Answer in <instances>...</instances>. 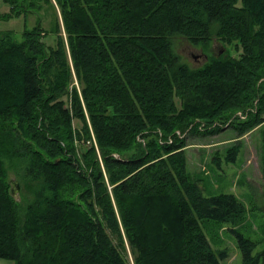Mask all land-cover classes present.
Wrapping results in <instances>:
<instances>
[{
	"label": "trees",
	"instance_id": "obj_1",
	"mask_svg": "<svg viewBox=\"0 0 264 264\" xmlns=\"http://www.w3.org/2000/svg\"><path fill=\"white\" fill-rule=\"evenodd\" d=\"M5 1L35 22L21 37L0 28V257L223 264L228 248L212 245L205 221L237 224L247 206L234 191L204 192L187 133L229 124L235 159L257 127L264 176V0ZM181 36L221 51L191 61ZM231 228L243 264H264L259 240Z\"/></svg>",
	"mask_w": 264,
	"mask_h": 264
},
{
	"label": "rangeland",
	"instance_id": "obj_2",
	"mask_svg": "<svg viewBox=\"0 0 264 264\" xmlns=\"http://www.w3.org/2000/svg\"><path fill=\"white\" fill-rule=\"evenodd\" d=\"M10 4L0 0V13L10 11L6 17L0 16V28H15V36L21 37L23 29L35 22L33 14L24 17L11 11ZM58 13L59 7L57 6ZM15 14V15H14ZM50 15H48L49 17ZM44 27H49L47 18L42 22ZM64 36L65 31L62 30ZM48 42L53 41L55 34L50 32L44 36ZM53 43V42H52ZM221 42L217 39L212 41V47L204 49L200 45H194L186 37L181 36L178 40V49L183 57L201 62L206 52H219ZM206 51V52H205ZM207 56V55H206ZM75 82L78 84L77 79ZM79 86V85H78ZM236 131L229 124L216 132H188L186 147L188 167L195 178L202 176L203 190L206 194L219 191H234L246 203L247 214L245 219L237 224L220 223L217 221H205L207 232L212 245L215 248H228V255L222 259L223 264H243L242 250L238 242L235 226L239 231L259 240L254 251L264 246V176L261 170L260 139L257 127L240 135L242 145L235 159L225 157L226 146L238 141ZM222 155V159L216 162L213 155L216 152ZM16 169V170H15ZM18 168L10 167L9 177L19 180V189L14 193L20 198L23 192L21 180L16 175ZM12 186V183H11ZM203 222V221H202ZM211 222V223H210ZM211 226V227H210ZM211 228V229H210ZM133 263L132 253L128 252ZM0 264H14L11 259L0 257Z\"/></svg>",
	"mask_w": 264,
	"mask_h": 264
},
{
	"label": "water",
	"instance_id": "obj_3",
	"mask_svg": "<svg viewBox=\"0 0 264 264\" xmlns=\"http://www.w3.org/2000/svg\"><path fill=\"white\" fill-rule=\"evenodd\" d=\"M11 183H12V186H11V192L12 193H15L18 189H19V180L16 179V178H11L10 179Z\"/></svg>",
	"mask_w": 264,
	"mask_h": 264
}]
</instances>
